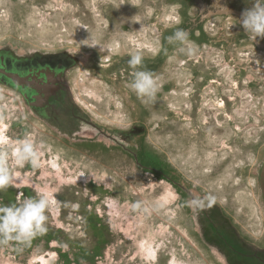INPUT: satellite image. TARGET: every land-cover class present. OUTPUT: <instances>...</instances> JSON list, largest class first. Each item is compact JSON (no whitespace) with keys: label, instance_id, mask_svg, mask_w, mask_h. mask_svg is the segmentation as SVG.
Returning a JSON list of instances; mask_svg holds the SVG:
<instances>
[{"label":"rangeland","instance_id":"obj_1","mask_svg":"<svg viewBox=\"0 0 264 264\" xmlns=\"http://www.w3.org/2000/svg\"><path fill=\"white\" fill-rule=\"evenodd\" d=\"M249 7L251 0H0V54L76 59L66 77L75 107L63 106L64 114L40 117L0 84V151L30 139L41 165L18 166L10 156L14 180L0 204L35 189L54 201L47 231L28 246H0V264H262L225 256V241L235 238L264 247V38L237 24ZM178 28L193 55L167 42ZM129 51L157 77L154 99L127 87ZM140 150L143 164L175 183L141 167L133 156ZM213 204L231 211L237 234L220 225ZM151 244L155 261L146 257Z\"/></svg>","mask_w":264,"mask_h":264},{"label":"clouds","instance_id":"obj_2","mask_svg":"<svg viewBox=\"0 0 264 264\" xmlns=\"http://www.w3.org/2000/svg\"><path fill=\"white\" fill-rule=\"evenodd\" d=\"M237 24L242 25L245 34L255 41L257 37L264 38V0H251V7L243 11ZM167 42L178 45L175 49L177 53L185 55L195 53L189 41V34L184 29H176L167 37ZM118 47L109 45L107 51L111 53L114 48L118 50ZM126 54L129 56L128 66L132 69V79L127 87L137 98L154 99L160 87L157 77L150 71L141 70L144 58L139 51H129ZM10 156L18 166L25 163L30 164L33 169L41 166L40 152L30 139L20 141L18 147L11 153L0 151V191L13 184L14 174L9 164ZM35 192L34 197H26L17 203L0 204V246H9L13 242L17 246H28L37 235L47 231V213L54 203L52 194L43 189H35ZM207 198L211 199L210 196ZM132 207L135 209L140 205L137 203Z\"/></svg>","mask_w":264,"mask_h":264},{"label":"flooded vegetation","instance_id":"obj_3","mask_svg":"<svg viewBox=\"0 0 264 264\" xmlns=\"http://www.w3.org/2000/svg\"><path fill=\"white\" fill-rule=\"evenodd\" d=\"M76 59L66 53L35 54L15 58L0 54V84L15 91L40 117L65 113L63 106H74L67 72Z\"/></svg>","mask_w":264,"mask_h":264},{"label":"trees","instance_id":"obj_4","mask_svg":"<svg viewBox=\"0 0 264 264\" xmlns=\"http://www.w3.org/2000/svg\"><path fill=\"white\" fill-rule=\"evenodd\" d=\"M133 156H135V159L137 160V162L141 165V167H144V168H146L147 170H149V171H151V172H153V173H156V174H158L159 176H161L162 178H165V179H169V180H171V181H174L171 177H170V175L168 174V171H166V170H162V169H160V168H156L154 165H152V164H143L142 162H141V160H142V157H143V153H142V150H140V151H138V154H135V153H133ZM141 159V160H140ZM174 183H175V181H174ZM217 207V206H216ZM218 208V207H217ZM216 214H217V216L219 217V221L223 218V215H222V213H221V211H220V209L218 208L217 209V211H216ZM203 219H205V220H207L208 222H210V224H212L213 225V227H214V230L216 231V234L218 235V240H223V237H222V233H220V231L219 230H217V227L215 226V223L214 222H212V220L210 219V217H209V214H207L206 212H204L203 214ZM221 222V221H220ZM230 231H233V232H235L236 234H237V232L234 230V228H229V232ZM232 232V233H233ZM227 239V238H226ZM228 240V239H227ZM224 241V240H223ZM225 243H227V247L230 249V253H229V255H227V254H225V256H226V259L229 261V263H232L233 261H234V259L233 258H237V256H251V257H255V258H257L258 259V261L259 262H261L262 264H264V252H262L261 253V255L260 256H262V257H258L259 255L257 254V253H254V251H253V254H251V253H249L248 252V250H245V248L244 247H241V248H239V245L236 243L235 245H233V244H231L230 242H226L225 241ZM244 250V252H243V250ZM245 251H246V253H245ZM260 259H261V261H260ZM246 261V260H245ZM245 261H240V264H245L246 262ZM251 263H253L254 264V262L253 261H249V264H251ZM233 264V263H232Z\"/></svg>","mask_w":264,"mask_h":264},{"label":"crops","instance_id":"obj_5","mask_svg":"<svg viewBox=\"0 0 264 264\" xmlns=\"http://www.w3.org/2000/svg\"><path fill=\"white\" fill-rule=\"evenodd\" d=\"M262 195H263V200H264V194L262 193ZM212 207L211 208H219L220 209V211H221V213H222V215H223V218L220 220L221 222H219L220 223V225H222L223 226V228L230 234H232V232L233 231H230L229 232V228H233V227H235V228H237L238 229V227H240L239 226V224H237V222H235L234 220H233V218H232V214H231V211L230 212H227L224 208H222V206H220L219 204H213V205H211ZM217 206V207H216ZM262 207L264 208V201H262ZM210 208V209H211ZM217 208V209H218ZM212 210V209H211ZM211 216V215H210ZM218 220V219H217ZM240 231V230H239ZM242 235V234H241ZM243 236V235H242ZM245 238V237H244ZM245 241L246 242H244V243H242V242H240V241H238V239L237 238H235L234 239V241H232V242H230L231 244H233V245H235L236 243L239 245V248H241V247H246V248H248L249 250H250V252H253L254 251V248H258L259 250H261L262 252H264V247H258L256 244H254L249 238H245ZM243 250V249H242ZM243 252H244V250H243Z\"/></svg>","mask_w":264,"mask_h":264},{"label":"bare ground","instance_id":"obj_6","mask_svg":"<svg viewBox=\"0 0 264 264\" xmlns=\"http://www.w3.org/2000/svg\"><path fill=\"white\" fill-rule=\"evenodd\" d=\"M77 94H78V92H77ZM79 95V94H78ZM86 96H87V94H86ZM92 98V97H91ZM84 100V99H83ZM107 103V102H106ZM85 104V103H84ZM87 106V105H86ZM91 106V105H90ZM92 107V106H91ZM89 108V107H88ZM93 108V107H92ZM90 109V108H89ZM3 133H5V132H3V131H1L0 130V147L3 145V144H5V135L3 136ZM15 147H18V146H13L12 147V151H13V149L15 148ZM56 158H57V156H56ZM55 158V159H56ZM49 164H50V169L52 170V171H58L59 169H60V167H59V165L57 164V162L54 160V159H51L50 160V162H49ZM254 208V207H253ZM253 212V211H252ZM254 212H256V211H254ZM259 224V223H258ZM255 229V228H254ZM256 234H258V233H256ZM255 235V234H254ZM147 249V252H146V257H147V259H149L150 261H152V260H156L157 258H156V256H157V249H156V246L155 245H153L152 246V244H151V246H149L148 248H146ZM153 263V262H152ZM169 264H181V263H179L176 259H172V260H170V262H169ZM184 264H186L185 262H184Z\"/></svg>","mask_w":264,"mask_h":264},{"label":"water","instance_id":"obj_7","mask_svg":"<svg viewBox=\"0 0 264 264\" xmlns=\"http://www.w3.org/2000/svg\"><path fill=\"white\" fill-rule=\"evenodd\" d=\"M260 182H261V186H262V189H263V192H264V165H263V169H262Z\"/></svg>","mask_w":264,"mask_h":264}]
</instances>
